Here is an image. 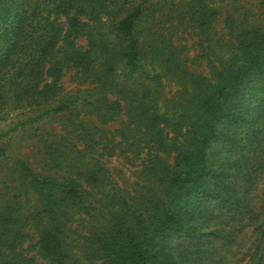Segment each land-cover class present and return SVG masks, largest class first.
<instances>
[{
    "label": "trees",
    "instance_id": "trees-1",
    "mask_svg": "<svg viewBox=\"0 0 264 264\" xmlns=\"http://www.w3.org/2000/svg\"><path fill=\"white\" fill-rule=\"evenodd\" d=\"M148 1L0 0V115H30L0 129V159L8 158L23 128L35 132L49 120H61L63 128L45 141L36 136L43 169L55 175H43L24 158L15 163L38 208L28 215L11 203L0 205V264H81L69 240L74 211L87 209L84 186L101 195L104 222L94 235L100 264H171L158 261L152 249L183 231L176 220L183 198L205 192L201 178L211 174L206 149L219 138L216 123L229 116L224 104L242 92L250 74L264 71V29L243 20L235 40L220 49L210 35L219 12L207 0H157L145 7ZM166 11L168 21L176 20L172 28L194 26L202 34L214 62L207 76H180L187 89L172 98L164 94V77L182 61L181 49L155 22ZM51 14H61L66 27L50 21ZM69 71L82 88L63 90ZM82 110L97 112L105 124L122 114L120 144L136 155L146 150L158 190L128 195L112 185L99 158L110 149L72 121ZM31 229L46 263L25 248Z\"/></svg>",
    "mask_w": 264,
    "mask_h": 264
},
{
    "label": "rangeland",
    "instance_id": "rangeland-1",
    "mask_svg": "<svg viewBox=\"0 0 264 264\" xmlns=\"http://www.w3.org/2000/svg\"><path fill=\"white\" fill-rule=\"evenodd\" d=\"M156 1L149 0L145 7ZM207 4L219 12L210 35L218 40L220 49L228 41L235 40V33L243 20L264 29V0H207ZM163 14H167L166 17ZM170 19L167 11L155 18V22H162L160 33L171 35L173 47L181 49L178 53L181 69L164 77L167 98L187 89L179 78L184 73L207 76L214 65L202 34L194 26L174 29L172 23L176 20L168 21ZM50 21L62 23L65 27L67 24L61 14H51ZM78 43L83 46L86 42L80 39ZM73 78L72 71L62 77L65 92L82 88ZM224 105L229 116L216 123L219 138L213 139L206 149L211 174L201 178L205 192L191 193L183 198L176 215L183 231L171 232L158 240L151 252L158 261L171 264H264V71L250 74L242 92ZM25 112L14 110L0 115V129L30 116L29 111ZM66 121L62 119L63 123H68ZM72 121L84 123L96 134L97 141L110 149L108 155L99 158L109 170L112 185L118 191L135 195L159 189V183L149 171L151 165L145 161L148 158L146 150L136 155L120 144L122 139L116 131L124 122L122 114L105 124L97 112L82 110ZM60 123L61 120L44 121L36 126L40 127L38 131L31 132L26 127L14 134L17 139L12 143L8 158L0 159V205L11 203L13 208L21 207V213L28 215L38 208L37 197L28 190L15 163L24 158L43 175H55L56 171L43 169L44 159L39 153L41 143L36 136L45 141L48 135L55 137L63 133ZM82 194L87 199V209L82 214L73 213L69 250L81 264H100L102 258L94 235L104 222L101 219L104 212L101 195L88 186H84ZM29 231L30 237L25 244L30 250L28 254L34 255L40 263H46L37 255L36 234L33 229Z\"/></svg>",
    "mask_w": 264,
    "mask_h": 264
}]
</instances>
